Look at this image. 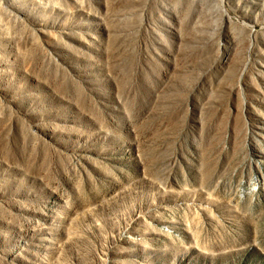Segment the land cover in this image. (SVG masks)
<instances>
[{
	"label": "rangeland",
	"instance_id": "1",
	"mask_svg": "<svg viewBox=\"0 0 264 264\" xmlns=\"http://www.w3.org/2000/svg\"><path fill=\"white\" fill-rule=\"evenodd\" d=\"M0 264H264V0H0Z\"/></svg>",
	"mask_w": 264,
	"mask_h": 264
},
{
	"label": "bare ground",
	"instance_id": "2",
	"mask_svg": "<svg viewBox=\"0 0 264 264\" xmlns=\"http://www.w3.org/2000/svg\"><path fill=\"white\" fill-rule=\"evenodd\" d=\"M201 1L204 2V3H207L208 2V0H201ZM189 4L191 6V3L188 2V6H189Z\"/></svg>",
	"mask_w": 264,
	"mask_h": 264
}]
</instances>
